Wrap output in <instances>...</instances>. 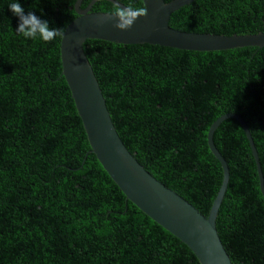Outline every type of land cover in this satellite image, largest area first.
Segmentation results:
<instances>
[{
	"label": "trees",
	"instance_id": "1",
	"mask_svg": "<svg viewBox=\"0 0 264 264\" xmlns=\"http://www.w3.org/2000/svg\"><path fill=\"white\" fill-rule=\"evenodd\" d=\"M75 1L19 0L62 31L76 18ZM12 2L0 0V264H198L125 200L88 153L61 76V36L19 35ZM91 12L112 14V4L98 0ZM168 25L194 34L264 33V0H194ZM82 49L124 147L201 215L222 180L206 135L225 114L245 123L264 184V48L201 53L87 40ZM212 142L229 174L215 220L219 240L231 264H264V199L248 141L227 119Z\"/></svg>",
	"mask_w": 264,
	"mask_h": 264
},
{
	"label": "water",
	"instance_id": "2",
	"mask_svg": "<svg viewBox=\"0 0 264 264\" xmlns=\"http://www.w3.org/2000/svg\"><path fill=\"white\" fill-rule=\"evenodd\" d=\"M98 0H91L81 9L76 0V18L64 29L60 38L61 76L69 90L80 120L89 154L118 188L125 200L153 223L183 244L198 264H231L215 227V220L228 183V168L212 142L221 122L235 120L248 141L264 199L263 178L249 131L235 114H225L211 124L206 135L207 148L220 165L222 180L207 217L188 202L155 180L139 165L119 139L107 111L92 69L83 53L87 40H100L118 45H149L191 52H218L245 47L264 48V33L243 36H223L180 32L169 27L172 13L194 0H141L147 15L136 20L126 31L117 29L112 14L92 13ZM113 4L116 0H104ZM120 4V3H119ZM121 7H125L120 4Z\"/></svg>",
	"mask_w": 264,
	"mask_h": 264
},
{
	"label": "clouds",
	"instance_id": "3",
	"mask_svg": "<svg viewBox=\"0 0 264 264\" xmlns=\"http://www.w3.org/2000/svg\"><path fill=\"white\" fill-rule=\"evenodd\" d=\"M9 10L18 18L16 32L25 39H40L44 42H51L64 31L58 28H50L48 21L42 20L34 12H26L19 0L10 3ZM147 15V8L128 5L121 7L119 2L112 4V16L116 18L115 27L119 30H129L136 20Z\"/></svg>",
	"mask_w": 264,
	"mask_h": 264
}]
</instances>
